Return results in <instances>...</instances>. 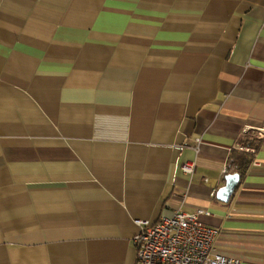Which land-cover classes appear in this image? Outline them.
I'll list each match as a JSON object with an SVG mask.
<instances>
[{
    "label": "crops",
    "instance_id": "0c3cea01",
    "mask_svg": "<svg viewBox=\"0 0 264 264\" xmlns=\"http://www.w3.org/2000/svg\"><path fill=\"white\" fill-rule=\"evenodd\" d=\"M257 127L264 0H0V264H136L178 209L264 264Z\"/></svg>",
    "mask_w": 264,
    "mask_h": 264
},
{
    "label": "built area",
    "instance_id": "2783aa9c",
    "mask_svg": "<svg viewBox=\"0 0 264 264\" xmlns=\"http://www.w3.org/2000/svg\"><path fill=\"white\" fill-rule=\"evenodd\" d=\"M264 128H248L243 136L251 132L261 133ZM253 152V150L239 148ZM195 161L182 165V172L192 176ZM205 210L185 212L175 210L169 217L154 223L136 220L139 232L132 238L136 249V264H241L237 257L229 256L215 246L218 230L199 221Z\"/></svg>",
    "mask_w": 264,
    "mask_h": 264
},
{
    "label": "water",
    "instance_id": "95a60500",
    "mask_svg": "<svg viewBox=\"0 0 264 264\" xmlns=\"http://www.w3.org/2000/svg\"><path fill=\"white\" fill-rule=\"evenodd\" d=\"M224 180L225 184L217 191L216 197L222 202H228L235 188L239 184L240 175L238 173L227 174Z\"/></svg>",
    "mask_w": 264,
    "mask_h": 264
},
{
    "label": "trees",
    "instance_id": "16d2710c",
    "mask_svg": "<svg viewBox=\"0 0 264 264\" xmlns=\"http://www.w3.org/2000/svg\"><path fill=\"white\" fill-rule=\"evenodd\" d=\"M245 147L250 148V144L246 143L244 144ZM254 146V145H253ZM256 146V145H255ZM253 149H255L254 147H252ZM237 162H236V171L238 172V174L241 176L243 175L245 169L248 166L249 163V157L247 155H239L237 158Z\"/></svg>",
    "mask_w": 264,
    "mask_h": 264
}]
</instances>
